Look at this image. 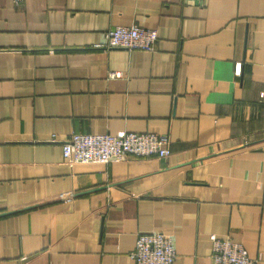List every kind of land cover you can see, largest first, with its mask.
I'll list each match as a JSON object with an SVG mask.
<instances>
[{"label":"crops","instance_id":"1","mask_svg":"<svg viewBox=\"0 0 264 264\" xmlns=\"http://www.w3.org/2000/svg\"><path fill=\"white\" fill-rule=\"evenodd\" d=\"M132 24L154 50L100 46ZM262 93L264 0H0V264H135L151 232L174 264H214L212 234L264 264ZM124 131L173 152L64 158L71 134Z\"/></svg>","mask_w":264,"mask_h":264},{"label":"built area","instance_id":"2","mask_svg":"<svg viewBox=\"0 0 264 264\" xmlns=\"http://www.w3.org/2000/svg\"><path fill=\"white\" fill-rule=\"evenodd\" d=\"M24 0H14L21 5ZM159 40L157 29L137 24L119 25L105 32V41L100 45L106 49L125 48L127 50L155 49ZM242 64H236V74L241 73ZM119 72H112L118 76ZM264 98V93H262ZM172 141L168 134L159 132L124 131L119 135L111 133H74L63 142V155L67 162L110 163L129 157L168 158L172 154ZM214 264H256L246 247L232 239H221L211 235ZM135 264H174L176 250L173 239L163 232L139 234L136 247L131 253ZM22 264H29L23 257Z\"/></svg>","mask_w":264,"mask_h":264}]
</instances>
